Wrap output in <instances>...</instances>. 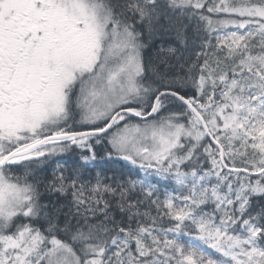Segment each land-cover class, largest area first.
<instances>
[{
    "label": "snow or ice",
    "instance_id": "6c2138e0",
    "mask_svg": "<svg viewBox=\"0 0 264 264\" xmlns=\"http://www.w3.org/2000/svg\"><path fill=\"white\" fill-rule=\"evenodd\" d=\"M0 264H264V0H0Z\"/></svg>",
    "mask_w": 264,
    "mask_h": 264
}]
</instances>
